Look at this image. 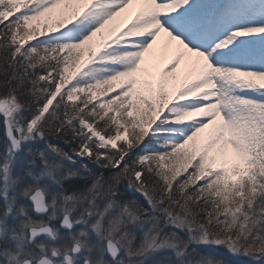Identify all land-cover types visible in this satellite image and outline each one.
Listing matches in <instances>:
<instances>
[{
	"label": "snow or ice",
	"instance_id": "snow-or-ice-1",
	"mask_svg": "<svg viewBox=\"0 0 264 264\" xmlns=\"http://www.w3.org/2000/svg\"><path fill=\"white\" fill-rule=\"evenodd\" d=\"M0 118V264H264V0H0Z\"/></svg>",
	"mask_w": 264,
	"mask_h": 264
},
{
	"label": "rangeland",
	"instance_id": "rangeland-1",
	"mask_svg": "<svg viewBox=\"0 0 264 264\" xmlns=\"http://www.w3.org/2000/svg\"><path fill=\"white\" fill-rule=\"evenodd\" d=\"M33 23H37V22H33ZM159 57L161 58L160 59V67L161 68H163V65H164V63H166V59H165V56H166V54H165V52H164V46H163V43H161V45H160V50H159ZM181 68L183 69V65L181 66ZM73 71V69H70V73ZM0 120H2V118H0ZM0 124H2V122L0 123ZM0 128H3V126H0ZM3 129H1V131H2ZM4 131V130H3ZM2 131V132H3ZM4 139V135H0V141H2ZM50 139V138H49ZM51 140V139H50ZM53 142V141H52ZM62 147L64 146V145H61ZM140 199H141V202H144L143 201V198L142 197H139Z\"/></svg>",
	"mask_w": 264,
	"mask_h": 264
},
{
	"label": "trees",
	"instance_id": "trees-1",
	"mask_svg": "<svg viewBox=\"0 0 264 264\" xmlns=\"http://www.w3.org/2000/svg\"><path fill=\"white\" fill-rule=\"evenodd\" d=\"M51 139H53L52 137H50ZM56 143H57V141H56Z\"/></svg>",
	"mask_w": 264,
	"mask_h": 264
}]
</instances>
